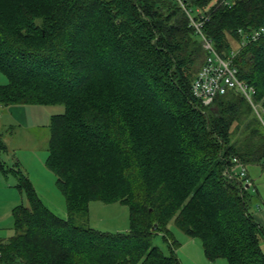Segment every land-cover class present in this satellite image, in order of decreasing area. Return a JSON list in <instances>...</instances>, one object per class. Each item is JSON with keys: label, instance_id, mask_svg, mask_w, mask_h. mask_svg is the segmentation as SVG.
I'll use <instances>...</instances> for the list:
<instances>
[{"label": "trees", "instance_id": "1", "mask_svg": "<svg viewBox=\"0 0 264 264\" xmlns=\"http://www.w3.org/2000/svg\"><path fill=\"white\" fill-rule=\"evenodd\" d=\"M191 18L222 56L239 51L264 120V35L251 40L264 0H0V105L65 107L46 165L67 202L56 216L20 175L29 205L12 211L0 264H181L171 223L211 262L264 264V228L236 172L264 166V125L239 92L208 106L194 97L206 52ZM94 201L127 206L128 232L80 224Z\"/></svg>", "mask_w": 264, "mask_h": 264}, {"label": "rangeland", "instance_id": "2", "mask_svg": "<svg viewBox=\"0 0 264 264\" xmlns=\"http://www.w3.org/2000/svg\"><path fill=\"white\" fill-rule=\"evenodd\" d=\"M2 82V83H1ZM8 79L0 73V84H7ZM3 107L0 105V128L3 129V138H9L15 145L14 153L10 150L2 155L10 167H15L12 158L13 154L22 161L21 172L30 176L33 187L44 205L56 216L62 217L67 214V202L57 185V176L46 165L49 157L50 124L52 117L65 112L63 105H10L15 111L1 113ZM28 109L26 112L22 111ZM27 165V167L25 166ZM19 174V173H18ZM2 181H10L15 188L17 179L14 175L2 176ZM17 206H28V198L24 191ZM251 191H255L251 188ZM252 193V192H251ZM0 195V240H9L14 236L13 214L3 209ZM14 207V208H15ZM129 208L121 203L105 204L100 201L91 202L89 213L86 218L79 219L80 224H85L103 233L117 234L126 233L129 230ZM170 233L178 247L175 248V255L182 264H210L204 253L203 246L198 239H192L181 232L174 223L170 224ZM153 243L159 246L166 254H170L168 243L164 242L162 235L153 238ZM264 250V242L262 244ZM214 262V261H213ZM217 264H229L226 259H218Z\"/></svg>", "mask_w": 264, "mask_h": 264}, {"label": "built area", "instance_id": "3", "mask_svg": "<svg viewBox=\"0 0 264 264\" xmlns=\"http://www.w3.org/2000/svg\"><path fill=\"white\" fill-rule=\"evenodd\" d=\"M225 4L229 5L228 2H225ZM191 20L192 25L201 37L202 47L206 52L205 61L193 81L192 92L194 97L203 105L208 106L217 97L225 95L231 90L239 92L246 98L254 113L264 125L261 116L262 106L255 101V88L239 76V69L235 64L239 51L235 50L228 56H222L215 48L213 41L202 32L203 22H197L193 18ZM263 35L264 27L255 31L251 35V40L256 41ZM244 45L245 41L243 42ZM235 162L238 161L235 159ZM239 166L242 168L241 175L245 177L246 168L242 165Z\"/></svg>", "mask_w": 264, "mask_h": 264}, {"label": "crops", "instance_id": "4", "mask_svg": "<svg viewBox=\"0 0 264 264\" xmlns=\"http://www.w3.org/2000/svg\"><path fill=\"white\" fill-rule=\"evenodd\" d=\"M1 85H5V84H0V86ZM19 107H22V105H19ZM1 108H2L1 113L3 114L6 111H9V109L15 111V109H13L12 107H8V108L1 107ZM27 110L28 109L26 108L22 111L26 112ZM3 129L4 128H0V137L3 140V143L5 145V149L2 152L5 153L11 150L12 153H14L15 145L12 144L9 138H3ZM2 152L0 154L1 163L3 165V166L0 165V195H2L1 199L3 200L1 205H3V209H5V211L7 210L8 212L12 213L14 207L17 205V203L20 201V198L22 197L21 196L22 193L20 194V193H17L16 191L18 190L19 192H21L20 189L18 188L20 175H24L25 177H27L31 181V183H32V180H31L32 177L30 178V176L25 174L24 171L23 173L21 172L22 170L20 169V167L22 168L21 164L23 160H19L15 156V154H13L12 157H9V159L12 158L13 160V161H10V163L14 162L17 168L10 167L7 163L8 160L5 161L2 158V155H3ZM25 166L27 167L26 164ZM245 168H246V178L248 179L247 190L250 195V205H249L250 213L252 217L254 218V220L258 222L264 228V166L261 164H254V165L246 166ZM241 171H242L241 167H238L236 169L237 173L238 172L240 173ZM9 175H14L17 179L18 183L17 185H15V188L10 185L9 183L10 181L4 182L1 179L2 176L7 177ZM251 188H254L255 191H251ZM60 218L66 219L67 214L66 215L64 214ZM210 264H217V263L214 261V262H211Z\"/></svg>", "mask_w": 264, "mask_h": 264}]
</instances>
